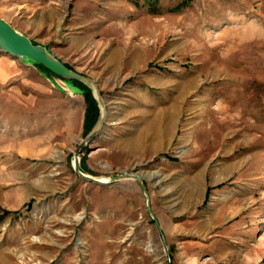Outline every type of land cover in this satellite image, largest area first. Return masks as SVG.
I'll return each instance as SVG.
<instances>
[{
	"label": "rangeland",
	"instance_id": "1",
	"mask_svg": "<svg viewBox=\"0 0 264 264\" xmlns=\"http://www.w3.org/2000/svg\"><path fill=\"white\" fill-rule=\"evenodd\" d=\"M0 18L97 85L80 170L149 195L80 178L90 89L0 50L19 64L0 264H264V0H0Z\"/></svg>",
	"mask_w": 264,
	"mask_h": 264
},
{
	"label": "water",
	"instance_id": "2",
	"mask_svg": "<svg viewBox=\"0 0 264 264\" xmlns=\"http://www.w3.org/2000/svg\"><path fill=\"white\" fill-rule=\"evenodd\" d=\"M0 50L6 51L10 54L17 56L23 62H30L42 65L43 67L54 72L55 74H58L59 76L67 78L69 80H76L90 89V92L96 102L99 112L95 122L87 131L86 136L78 143L74 150V171L83 180L98 184H105L108 182H115L117 180L128 178L136 179L145 193L147 209L149 210V195L147 192V188L142 179L137 174L131 172H123L113 175L108 179L104 180L85 174L80 170L79 152L82 150V147L87 145L90 139H92V137L97 133L105 115L101 94L95 82L89 77L82 75L69 68L66 64H64L52 53H50V51L45 46L32 42L30 38H28L21 31L14 28L3 18H0Z\"/></svg>",
	"mask_w": 264,
	"mask_h": 264
},
{
	"label": "crops",
	"instance_id": "3",
	"mask_svg": "<svg viewBox=\"0 0 264 264\" xmlns=\"http://www.w3.org/2000/svg\"><path fill=\"white\" fill-rule=\"evenodd\" d=\"M18 67L16 58L8 54H0V83H8L15 70L18 71Z\"/></svg>",
	"mask_w": 264,
	"mask_h": 264
},
{
	"label": "trees",
	"instance_id": "4",
	"mask_svg": "<svg viewBox=\"0 0 264 264\" xmlns=\"http://www.w3.org/2000/svg\"><path fill=\"white\" fill-rule=\"evenodd\" d=\"M72 81L78 83L80 87H83L84 89H87L82 83H80V82H78L76 80H72ZM87 93L89 94L88 91H87ZM91 99H92L93 105H92V107H89L86 110V119H85V124L87 125L86 131H88L91 128L92 124L95 122L96 117L98 115V109H97L96 102H95V100L92 97H91ZM88 119H89V121H88ZM90 120H91V122H90Z\"/></svg>",
	"mask_w": 264,
	"mask_h": 264
},
{
	"label": "bare ground",
	"instance_id": "5",
	"mask_svg": "<svg viewBox=\"0 0 264 264\" xmlns=\"http://www.w3.org/2000/svg\"><path fill=\"white\" fill-rule=\"evenodd\" d=\"M12 173V172H11ZM103 179V178H102ZM105 180V179H104ZM12 254H13V252H11ZM11 256V255H10ZM0 262L1 263H6L7 261H6V259L2 256V255H0Z\"/></svg>",
	"mask_w": 264,
	"mask_h": 264
}]
</instances>
